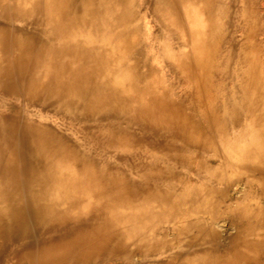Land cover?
<instances>
[{
	"label": "bare ground",
	"instance_id": "bare-ground-1",
	"mask_svg": "<svg viewBox=\"0 0 264 264\" xmlns=\"http://www.w3.org/2000/svg\"><path fill=\"white\" fill-rule=\"evenodd\" d=\"M259 3L0 0L10 264H264Z\"/></svg>",
	"mask_w": 264,
	"mask_h": 264
},
{
	"label": "rangeland",
	"instance_id": "rangeland-1",
	"mask_svg": "<svg viewBox=\"0 0 264 264\" xmlns=\"http://www.w3.org/2000/svg\"><path fill=\"white\" fill-rule=\"evenodd\" d=\"M259 4H260L259 12L262 14V16H263L262 18L264 20V0H260ZM144 12H145V10L142 9V13H144ZM144 29H146V30L149 29V24L147 22L143 23V30ZM54 119L57 122L60 121L58 118H54ZM67 132H70V131H67ZM71 134L73 135V137L75 136V134L73 132H71ZM237 189H241V186L239 184L235 185L233 187V191L237 190ZM253 190L252 191H253L258 203L259 204H263V202H264L263 194H261L260 191L257 190L256 187L253 188ZM223 222L225 223V226H227V224H228V227H229L228 231L230 233H233L234 232V227L232 226V224H230V222H228V221H223ZM220 234L222 235L221 236L222 238L220 239L222 241L223 239H225V236H226L225 231L221 232ZM18 242L19 241L17 239H12V240H9L7 242H2V243L0 242V264H10L11 262L14 261L12 251H14L15 248H18ZM138 259H139V255L132 256L131 259H130V264L131 263L132 264H134V263L136 264ZM99 264H126V261L123 258H118V259H115V260H108V261H105V262L101 261Z\"/></svg>",
	"mask_w": 264,
	"mask_h": 264
}]
</instances>
